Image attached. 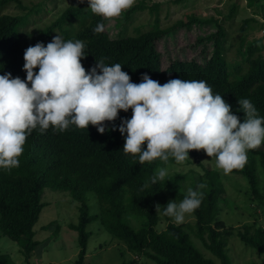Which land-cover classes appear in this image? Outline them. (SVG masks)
Masks as SVG:
<instances>
[{"label": "trees", "instance_id": "16d2710c", "mask_svg": "<svg viewBox=\"0 0 264 264\" xmlns=\"http://www.w3.org/2000/svg\"><path fill=\"white\" fill-rule=\"evenodd\" d=\"M10 1L19 2L0 0V10ZM186 1L173 0L175 4ZM259 2L264 8V0H246V4L255 9ZM18 5L25 10L21 14L0 13V75L8 72L23 80L26 75L22 69L24 50L37 42L46 44L58 34L64 40L84 42L86 55L81 63L86 71L96 60L102 59L106 64L120 63L122 71L129 74L134 83L140 82L142 74L161 85L173 78L204 80L214 94L222 95L232 106L231 111L241 121L244 114L239 111L237 100L243 98L249 99L258 115L264 117V43L261 38H248L247 33L251 22H256L254 17L243 19L234 43L226 47L227 32L219 19L200 18L191 13L186 21L178 19L162 26L157 2L148 5L145 0H139L132 7V11L148 7L155 14L148 28H136L133 34L115 37L105 27L107 19L87 8V0H69L55 20L36 32L24 28L31 22L30 14L42 9L43 1L31 6H22L20 2ZM235 8L233 4L226 18H232ZM98 23L104 26L99 33L93 31ZM205 23L215 26V30L199 35L196 40L203 45L201 59L174 58L163 68L156 41L176 27ZM208 46H211L210 51ZM131 114V109L121 110L115 121L104 122L106 128L111 129L113 124L118 126L121 118H130ZM123 144L124 138L118 130L101 134L92 125L87 129L69 125L63 132L52 127L41 132L37 128L26 138L24 151L18 157L19 166L0 168V237L6 236L19 244L23 264H32L31 256L39 244L33 227L45 206L41 194L46 187L66 191L78 202L77 222L69 223V228L77 232L79 246L72 264H86L87 241L91 235L87 225L96 220L128 251L148 258L153 264H232L227 252V238L232 229L218 218L219 199L224 192L220 180L223 170L204 166L201 159L206 154L202 149L189 150V157L201 166L202 174L192 170L174 172L163 179L156 178L153 183L157 170L175 162L174 159L170 157L164 162L157 158L139 164L135 156L122 151ZM261 145L248 150L247 162L242 168L229 172L246 180L247 196L255 200L257 206L264 202L259 181L260 176L264 180V143ZM185 185L193 190L203 185L201 204L192 213L194 228L176 224L163 215L166 227L157 230L163 208L170 200L183 199L187 193L182 189ZM88 192L96 196V213L90 212ZM157 204L161 205L160 212H156ZM237 234L246 246L264 253V226L254 221ZM195 239L210 255L197 246ZM135 262V259H123L120 264ZM0 264L16 263L9 254L0 251Z\"/></svg>", "mask_w": 264, "mask_h": 264}, {"label": "clouds", "instance_id": "9594fccd", "mask_svg": "<svg viewBox=\"0 0 264 264\" xmlns=\"http://www.w3.org/2000/svg\"><path fill=\"white\" fill-rule=\"evenodd\" d=\"M133 2L87 0V8L111 18ZM103 27L98 23L93 31L99 33ZM85 55L83 41L57 34L46 44L37 42L24 50L23 80L8 72L0 75V168L19 166L26 138L37 128L63 132L69 125H92L101 134L118 130L124 138L122 151L139 164L157 158L167 162L170 157L180 163L189 159V150L202 149L224 173L242 168L248 150L264 143V117L247 98L237 100L244 114L241 121L204 80L173 78L161 85L142 74L134 83L120 63L96 60L86 71L81 63ZM129 109L130 118L106 128L105 121L113 122L121 110ZM166 175L167 168H159L152 182ZM202 187L187 189L179 202L168 201L162 214L176 224L184 222L200 206ZM160 206H155L156 212Z\"/></svg>", "mask_w": 264, "mask_h": 264}, {"label": "rangeland", "instance_id": "374dc122", "mask_svg": "<svg viewBox=\"0 0 264 264\" xmlns=\"http://www.w3.org/2000/svg\"><path fill=\"white\" fill-rule=\"evenodd\" d=\"M18 1L22 6H31L36 2L43 1L42 9L38 13H32L29 16L31 22L24 28L29 32H36L43 26L50 24L69 3V0ZM138 1L134 0L132 6L122 11L119 16L106 18L105 27L111 36L133 34L136 28L141 27L142 30L148 28V23H151L155 14L150 12L148 7L132 11V7ZM145 2L148 5L154 2L160 3L158 17L162 26L173 24L178 19L186 21V16L191 13L200 18L214 17L219 19L227 32L226 47L229 43H234L243 19L254 17L256 22H251V26L247 30L248 38H261L264 43V8L260 7L261 2L258 3L256 9L249 7L246 4V0H187L178 4H175L173 0H145ZM18 3L10 1L0 10V13H23L25 10ZM233 4L236 5L235 13L231 19H228L226 16ZM118 19L121 20L119 21ZM214 30L215 26L208 23L202 25L192 24L189 27L179 26L172 29L168 34L156 41V48L160 53L161 66L164 68L174 58L199 59L203 45L196 43L198 36ZM210 49L211 46H208L209 51ZM201 162L204 166L217 168L216 161L206 155L201 159ZM163 168H167V175L190 170L200 174L203 171L192 157L180 163H169ZM220 174L224 192L219 199L220 213L218 218L222 219L227 228L230 227L232 229L227 238V252L231 263L264 264V253H257L246 246L237 234L238 230L251 226L254 221L264 226V202L257 206L256 201L247 196L248 184L240 175L222 171ZM259 181L263 186L262 191L264 193V180L261 176ZM189 187L190 185H185L182 189L187 191ZM87 196L90 212L96 213L98 211V202L95 194L88 192ZM41 200L45 203V206L41 209L38 220L33 227L35 238L39 241V244L31 256L32 264H72L79 251V246L77 232L69 228V223L77 222L78 202L68 192L48 187L43 189ZM160 217L156 225V229L159 231L163 230L167 224L163 214H160ZM170 221L174 222L171 217ZM182 223L194 228V215H187ZM87 229L91 231V235L87 241L86 264H120L123 259H135L136 262L134 264H153L148 258L138 257L128 251L123 243L113 238L103 228L99 220L89 223ZM195 240L197 246L204 253L210 255L201 242L197 239ZM0 251L9 254L16 264H23V256L17 242L6 236H1Z\"/></svg>", "mask_w": 264, "mask_h": 264}]
</instances>
